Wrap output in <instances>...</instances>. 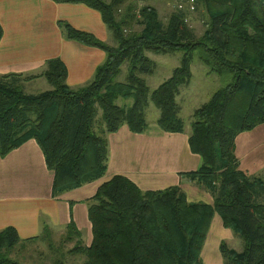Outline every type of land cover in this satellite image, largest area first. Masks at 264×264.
<instances>
[{
	"label": "trees",
	"instance_id": "16d2710c",
	"mask_svg": "<svg viewBox=\"0 0 264 264\" xmlns=\"http://www.w3.org/2000/svg\"><path fill=\"white\" fill-rule=\"evenodd\" d=\"M52 1L82 3L97 10L116 41L110 46L59 20L66 39L105 53L88 83L69 87L65 65L58 58L47 60L41 73L51 87L47 90H23V81L34 76L0 75V155L35 139L53 172L54 196L103 176L105 135L122 124L132 132H143L149 101L159 110L156 122L161 130H183L175 96L191 80L195 52L210 73L226 82L193 110L188 144L202 161L198 169L182 173L207 190L212 203L188 202L179 186L143 191L115 174L88 201L90 245L82 244L71 221L60 239L73 242L72 247L64 252L49 243V249L61 256L81 255L77 264H203L200 252L217 213L223 227L243 241L240 252L220 242L225 264H264V180L240 170L234 152L238 133L264 123V0H195L207 14L200 36L188 26L182 9L163 24L150 5L141 6L136 15L133 5L121 9L123 0ZM133 22L142 28L133 30ZM2 34L0 25V39ZM147 52L181 55L170 76L152 90L144 79L155 68ZM123 64L126 76L118 82ZM117 98L131 99V104L118 105ZM38 239L51 241L48 225L27 239H21L13 226L0 230V264H25L22 249Z\"/></svg>",
	"mask_w": 264,
	"mask_h": 264
},
{
	"label": "crops",
	"instance_id": "0c3cea01",
	"mask_svg": "<svg viewBox=\"0 0 264 264\" xmlns=\"http://www.w3.org/2000/svg\"><path fill=\"white\" fill-rule=\"evenodd\" d=\"M59 20L93 34L110 46L116 45L100 13L85 4L57 3L52 0H0V25L3 31L0 39V75L13 73L34 76L23 81V90L27 93L47 90L50 85L41 73L47 60L58 58L65 65V82L69 87L77 88L88 83L96 67L104 61L105 53L97 47L66 39L57 25ZM176 53L147 54L155 63L150 75L158 68L157 57L162 60L160 73L164 71L165 79L168 78L179 64L181 55ZM199 62L192 60L191 80L181 85L175 96L178 115L184 124L183 130H161L156 122L159 110L149 101L147 111L151 108L154 113L148 118L145 111L147 127L143 132H132L126 124H122L116 131L105 135L108 149L106 170L96 180L54 196L53 172L46 167L43 153L35 139L30 138L4 156L0 155V230L13 226L21 239H27L38 236L43 225L63 233L72 221L80 233L82 244L87 247L92 240L88 201L97 187L115 174L127 177L143 191L179 186L188 202L212 203L213 198L207 190L182 175L198 169L202 161L198 154L191 152L188 137L193 110L208 100L200 102L199 97L203 93L210 95V92L206 91L205 86L200 89L192 84L193 68H198L204 83L209 82L213 73L200 62L204 66L201 67ZM123 66L126 64L121 66L120 74ZM166 68L170 70L167 73ZM125 76L123 80L116 81H124ZM162 81L157 82L152 89ZM115 102L121 106L131 104L130 99L117 98ZM189 105L192 108L185 110L187 113L184 115L183 108ZM97 114L100 117L99 110ZM234 142L238 168L246 175L264 180V123L238 133ZM213 223L216 224L217 232L208 245ZM234 237L235 233L223 227L219 215L215 213L200 252L203 264H211L207 257L211 256L214 249L210 246L219 247L221 241L230 246Z\"/></svg>",
	"mask_w": 264,
	"mask_h": 264
},
{
	"label": "rangeland",
	"instance_id": "374dc122",
	"mask_svg": "<svg viewBox=\"0 0 264 264\" xmlns=\"http://www.w3.org/2000/svg\"><path fill=\"white\" fill-rule=\"evenodd\" d=\"M105 2L109 3L112 0H104ZM187 0H123L120 7L121 9H124L128 5H133L134 7V13L137 15V10L143 6V5H150L154 7L157 10L159 19L162 21L163 24H166L168 16L174 12L177 8L178 3H183V8H181L185 13V20L188 26L193 30L194 34L196 36H200L203 31L205 30V23L207 20V14L205 12L204 7L197 3L195 4V9L192 11H189L186 5ZM122 12H119L118 14H121ZM142 27L138 25L137 23L133 22L132 29L139 31ZM148 55H151L153 53L148 52ZM173 55V54H172ZM172 55H166V56H172ZM176 55L180 56V53H176ZM197 52L193 54V61L196 62L197 60ZM155 60L157 64H162V60H159L157 57H155ZM200 63V62H199ZM158 65V68L154 72L153 75L144 77L146 84L149 86L150 89H152L154 86H156L157 82H160L165 79L164 71L160 73L161 67ZM201 67H204L200 63ZM122 74H120L116 80H123L125 74H126V66L122 67ZM170 70L168 68L165 69V72H169ZM193 74L194 79L192 84H196V86L200 89L205 86V89L207 92H210V95L212 92H214L217 88L223 86L226 82L225 78L219 77L216 74H211L212 76L209 79L208 83L203 82V77L198 72V68H193ZM199 74V75H198ZM23 85V83H22ZM51 88V87H50ZM210 95H206L203 93L199 98L200 102L203 100H206L210 97ZM131 100V99H130ZM127 101V100H126ZM200 102L198 104H200ZM121 103V102H120ZM124 104V101H123ZM192 108V105H189L184 111L190 110ZM146 111V116L148 118H151L153 115V109L150 108L149 111H147V106L145 107L144 113ZM183 113L184 115L187 113ZM99 119L98 114L96 115V120ZM217 232L216 224H212V228L210 231V234L207 239L208 245L210 244L211 237H214L215 233ZM63 233L59 230H51V241H48L46 239H38L35 242L26 243L25 248L22 249L20 253L21 261L25 262V264H77L82 260L81 255H71L64 253L63 256L61 254H58L57 252H53L51 249H49V243H52V247H61L64 252H66L70 247H72L73 242H67L63 241L64 244H62V240L60 239ZM242 243L243 241L241 238L235 234V237L233 238L232 244L228 246L231 249H234L236 252H240L242 249ZM214 249V252L211 254V256L207 257V260H211V264H225L224 259L222 255L220 254L219 247L210 246ZM53 249V248H52ZM216 256V258L214 257ZM205 258V257H204ZM57 259H60L59 262H57ZM205 262L206 260L203 259Z\"/></svg>",
	"mask_w": 264,
	"mask_h": 264
},
{
	"label": "built area",
	"instance_id": "2783aa9c",
	"mask_svg": "<svg viewBox=\"0 0 264 264\" xmlns=\"http://www.w3.org/2000/svg\"><path fill=\"white\" fill-rule=\"evenodd\" d=\"M195 4H196L195 0H187L186 1V5H187V8H188L189 11H192V10L195 9ZM177 8L178 9L183 8V3H178L177 4Z\"/></svg>",
	"mask_w": 264,
	"mask_h": 264
}]
</instances>
